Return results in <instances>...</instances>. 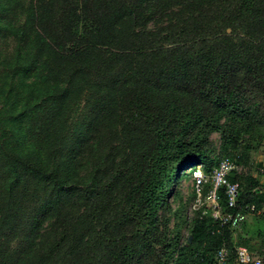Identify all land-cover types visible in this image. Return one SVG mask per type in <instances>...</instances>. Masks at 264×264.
Segmentation results:
<instances>
[{
    "label": "trees",
    "instance_id": "obj_1",
    "mask_svg": "<svg viewBox=\"0 0 264 264\" xmlns=\"http://www.w3.org/2000/svg\"><path fill=\"white\" fill-rule=\"evenodd\" d=\"M260 149L264 0H0V264H264V229L235 243L206 206L180 245L166 200ZM228 179L264 215V183Z\"/></svg>",
    "mask_w": 264,
    "mask_h": 264
},
{
    "label": "rangeland",
    "instance_id": "obj_2",
    "mask_svg": "<svg viewBox=\"0 0 264 264\" xmlns=\"http://www.w3.org/2000/svg\"><path fill=\"white\" fill-rule=\"evenodd\" d=\"M209 139L211 141L214 152L219 153L220 141L218 134L211 133ZM261 159L264 160L263 149L251 152L248 163L246 165L240 164L235 167V173H249L251 175H254L258 179V181L264 180V165H262ZM175 191H177L178 197H175ZM166 194V200L172 210V212L168 214L170 218L168 225L169 228H171L172 225L177 222V229L180 236L179 244L182 245L184 244L185 238L188 235L187 224L193 216V212L198 210L200 206H206L207 210V205H202L203 198H201V195L198 196L194 192V181L191 174L187 173V169L181 171V173L178 175V178H176L169 185V189L167 190ZM257 229H264V215L262 214V210L256 213H247L244 223H242L239 227L232 229L234 233V235H232L233 241L235 243H238L243 240V237H248V235H250L252 238V233H255ZM250 243L253 244L254 239L251 240ZM238 246L243 245L238 244Z\"/></svg>",
    "mask_w": 264,
    "mask_h": 264
},
{
    "label": "built area",
    "instance_id": "obj_3",
    "mask_svg": "<svg viewBox=\"0 0 264 264\" xmlns=\"http://www.w3.org/2000/svg\"><path fill=\"white\" fill-rule=\"evenodd\" d=\"M233 169H235L233 161L228 157H221L210 174V188L202 199V203L207 205L211 217L217 220L220 225H227L230 229L239 227L245 221L247 213L253 212L252 205H238V182H231L228 179V175ZM187 172L191 174L194 181V192L199 196L202 183L205 181L201 165L189 167ZM220 188L223 189L227 207L231 209L225 214H221L219 206L218 191ZM227 256V248L219 247L214 254L213 264H228ZM233 264H260V260L253 257L246 247L236 246Z\"/></svg>",
    "mask_w": 264,
    "mask_h": 264
},
{
    "label": "crops",
    "instance_id": "obj_4",
    "mask_svg": "<svg viewBox=\"0 0 264 264\" xmlns=\"http://www.w3.org/2000/svg\"><path fill=\"white\" fill-rule=\"evenodd\" d=\"M262 160V159H261ZM261 160H259V161H261ZM262 165H264V160H262ZM251 175V174H250ZM252 177H254V178H256L254 175H251ZM257 179V178H256ZM258 180V179H257ZM259 183H264V180H262V181H259Z\"/></svg>",
    "mask_w": 264,
    "mask_h": 264
},
{
    "label": "clouds",
    "instance_id": "obj_5",
    "mask_svg": "<svg viewBox=\"0 0 264 264\" xmlns=\"http://www.w3.org/2000/svg\"><path fill=\"white\" fill-rule=\"evenodd\" d=\"M189 174V172H187Z\"/></svg>",
    "mask_w": 264,
    "mask_h": 264
},
{
    "label": "water",
    "instance_id": "obj_6",
    "mask_svg": "<svg viewBox=\"0 0 264 264\" xmlns=\"http://www.w3.org/2000/svg\"><path fill=\"white\" fill-rule=\"evenodd\" d=\"M188 239H190V238H188Z\"/></svg>",
    "mask_w": 264,
    "mask_h": 264
}]
</instances>
